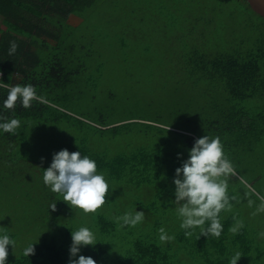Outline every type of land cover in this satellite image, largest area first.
I'll return each mask as SVG.
<instances>
[{
  "label": "trees",
  "instance_id": "obj_1",
  "mask_svg": "<svg viewBox=\"0 0 264 264\" xmlns=\"http://www.w3.org/2000/svg\"><path fill=\"white\" fill-rule=\"evenodd\" d=\"M96 1L0 0V83L9 86L31 84L37 95L46 100V103L33 101L27 109L19 102L12 110L1 109L8 89L0 87V117L20 121L15 134L0 129V162L9 155L21 158L20 144L38 132L55 131L66 125L68 130L65 131L69 134L79 133L84 136L75 152L94 160L97 173L104 175L111 187L120 183L126 191L137 189L155 193L159 198L168 195L163 200L166 208L164 215L166 212H177L173 200L175 184L168 183V180L175 178L176 168L182 167L186 159L181 155L178 158L177 153L169 152L167 146L159 142L153 145L148 141L143 142V139L134 142L135 134L139 138L146 135L147 139H150L149 134H153L156 138L162 126L145 122L135 110L128 109L129 102L134 98V78L128 72L131 63L128 57L121 65L119 88L105 94L100 120L85 126L81 123L83 118L77 117L80 121L77 124L70 117L72 115L57 104L80 100L85 92V79L92 80L87 76L88 72L93 68H106L107 60L100 65L98 42L95 39L86 42L82 36L74 37L73 33L80 25L73 26L68 22L70 16L82 17L85 10L93 7ZM181 2L186 6L192 4L189 0ZM239 2L246 5L242 10L244 17L249 19L248 9L264 20L245 0H206V3H200L198 18L194 16L190 23L196 24L200 20L205 25L212 23L213 19L206 17L204 6H237ZM222 15L223 12L217 13L220 18ZM253 28L255 38L236 36L225 51L219 49L213 52L203 48L201 42L204 37H199L198 47L182 54L181 61L179 59L176 64L183 75L184 100L175 104L168 116H177L178 120L191 123L193 132L181 134L188 152L195 140L205 135L209 138L219 137L224 154L238 147L244 136H264V30L260 24H253ZM192 31L194 29H190ZM12 41L16 42L18 48L14 55H9ZM122 48L128 49V43H123ZM54 69L60 71L61 79L58 81L51 78ZM48 77L50 83L44 84ZM117 100L121 102L120 110L114 102ZM151 106L149 104L148 109ZM3 122L5 120L0 119V123ZM152 128H155L154 132ZM130 138L132 141L126 142ZM69 140L71 142L67 144V150L71 153L77 142L75 137ZM46 158L45 162H52L53 156L48 154ZM45 169L40 171L42 180ZM161 178L167 182L162 187L155 186L152 181ZM170 201L174 207L169 206ZM145 209L148 210L147 206ZM148 212L151 216L150 210ZM96 223L102 235L117 236L112 232L118 227L115 222L98 218ZM70 233L63 238H45L34 244V255L27 257L22 253L12 258L8 255L7 264H69L72 257L67 238ZM9 238L12 239L11 236ZM186 238L189 241V237ZM116 250L110 251L105 245L96 243L95 246H86L79 251L74 259L83 255L92 257L96 264H168L159 239L149 241L139 238L121 251Z\"/></svg>",
  "mask_w": 264,
  "mask_h": 264
},
{
  "label": "rangeland",
  "instance_id": "obj_2",
  "mask_svg": "<svg viewBox=\"0 0 264 264\" xmlns=\"http://www.w3.org/2000/svg\"><path fill=\"white\" fill-rule=\"evenodd\" d=\"M181 1L97 0L93 7L85 10L82 17L70 16L68 22L71 25H80L73 36H82L86 42L95 39L100 49L98 53L100 65L106 60L107 62L105 69L93 68L88 72L87 76L92 80L85 79L83 83L85 92L80 100L57 103L59 108L72 115L70 117L77 124L80 123L77 117L83 118L84 121L81 123L85 126L87 123L100 120L105 94L111 89L119 88L121 65L128 57L131 62L128 72L133 74L134 78L132 88L134 98L129 102L128 109L135 110L141 120L162 126L161 131L156 133V138L153 134H149L151 140L147 139L146 135L139 138L135 134L134 142L138 143L142 139L143 142L148 141L150 145L159 142L158 144L166 145L169 152L180 154L187 160L189 152L185 149L181 134L193 132L191 123L178 120L177 116L173 118L168 116L175 104L184 100L183 75L176 64L182 54L198 47L199 37H204L203 41L201 39L203 48L213 52L219 49L225 51L229 49L236 36L248 35V38H255L253 24H260L264 30V20L248 9L249 19L244 17L242 10L246 5L239 2L237 6H204L207 10L206 17L212 18V23L205 25L200 20L196 24H191L193 17L199 14L200 3H206V0H189L192 4L188 6ZM219 12H223L221 18L217 16ZM50 28L55 29L53 26ZM190 29L194 31L190 32ZM123 43H128L129 48H122ZM38 54L40 55V51ZM60 76V71L56 69L52 71L53 80H60ZM50 81L48 77L44 84H49ZM114 102L118 104L120 110L121 102L119 100ZM149 104L152 106L148 109ZM65 130H68V127L63 125L59 130L38 132L20 144L21 158L9 155L0 162V237L8 235L15 241V247L10 245L8 250L11 258L20 256L30 244H38L50 237L63 238L69 231L74 232L82 226L88 227L95 234L96 242L105 245L110 251L115 249L121 251L139 238L149 241L159 239L161 227L165 228L166 233L170 230L168 235L174 236L173 240L177 241V231L170 224L169 216L164 217L166 208L163 200L168 195L159 198L155 193L150 194L137 189L130 188L126 191L120 183H115L114 187L109 184L106 203L95 214L85 215L82 210L74 212L62 200L61 195L53 193L44 184L40 174V171L43 172V169L52 163L45 162L46 156L48 154L53 156L60 150L68 149L67 144L71 142L69 140L71 137H75L77 142V146L71 150L75 152L84 138L82 134H69ZM154 131L155 128H152V132ZM252 135L244 136L239 146L225 156L234 165L239 176L244 177L256 193L264 196V136L250 137ZM130 141L132 138L126 142ZM173 181L174 178L168 180V183ZM152 182L155 186L162 187L167 180L161 178ZM246 192L248 189L237 177L229 178L227 194L232 204L229 212L238 215L234 226L241 220H247L249 223L260 220L263 225L264 213L253 215L260 203L257 195L249 193L246 196ZM249 200L254 202L251 206ZM172 201L169 202L170 207H174ZM53 203H56L55 211L50 208ZM146 206L151 216L145 209ZM135 211L145 213L142 223L135 227L118 226L117 230L112 231L117 235L115 237L101 234L96 219L106 218L110 222H115L116 217ZM178 219L176 217L173 220ZM67 239L71 245V233ZM85 247H81L80 251ZM177 249L180 250L179 247Z\"/></svg>",
  "mask_w": 264,
  "mask_h": 264
},
{
  "label": "clouds",
  "instance_id": "obj_3",
  "mask_svg": "<svg viewBox=\"0 0 264 264\" xmlns=\"http://www.w3.org/2000/svg\"><path fill=\"white\" fill-rule=\"evenodd\" d=\"M18 45L15 41L10 42L9 55H14ZM2 75V73H0ZM2 81V80H0ZM0 87L8 89L7 98L4 100V108L12 110L19 102L23 108H30L33 101L46 103L44 97L37 95L33 85L9 86L7 83H0ZM5 122L0 123V129L6 133L15 134L20 126L18 119L0 117ZM169 128L167 129V131ZM178 154V158H179ZM43 159V158H42ZM237 177L242 185L248 189L245 193L257 195L260 203L253 215L264 213V196L255 192L244 177L239 176L236 168L225 156L223 145L219 137L209 138L207 135L195 140L193 147L189 150V157L182 162V167L175 170V200L178 218L181 219L180 228L186 230L185 236L190 237L192 231L189 229H200V236L209 235L219 238L223 231L220 221L222 211H231L232 204L227 194L228 180ZM43 182L53 193L63 197L71 209L82 210L85 215L95 214L98 209L106 203L110 186L102 174L97 173L96 162L88 156H81L80 152H69L67 149L60 150L53 154L51 165L44 170ZM249 206L254 202L249 200ZM50 208L55 211L56 203ZM145 217L143 211L128 212L116 217L115 222L119 227H135L142 223ZM243 227L240 222L237 227L231 229L236 234L238 228ZM159 240L161 243L174 239L166 233L165 228L159 229ZM264 237V232L259 233ZM72 244L70 246L69 264H96L92 257L79 255L81 247L95 246L96 236L88 227H80L71 232ZM8 245L15 247V241L8 235L0 237V264H7ZM23 254L30 256L35 254L34 244L24 249ZM237 252L231 258L230 264H237L241 258Z\"/></svg>",
  "mask_w": 264,
  "mask_h": 264
},
{
  "label": "crops",
  "instance_id": "obj_4",
  "mask_svg": "<svg viewBox=\"0 0 264 264\" xmlns=\"http://www.w3.org/2000/svg\"><path fill=\"white\" fill-rule=\"evenodd\" d=\"M167 216L173 229L177 231V241L162 243L168 264H230L231 258L237 252L242 255L237 264H264V237L259 235L264 232V222L262 225L260 220L254 223L241 220L243 227L233 234L231 229L237 227L234 225L238 215L222 211L219 218L223 231L219 238L211 235L200 236V229L195 228L187 230L192 231L194 235L190 236L188 241L186 230L180 228L181 219L173 220L178 217L177 212H168L164 217ZM170 232L169 230L167 234Z\"/></svg>",
  "mask_w": 264,
  "mask_h": 264
},
{
  "label": "water",
  "instance_id": "obj_5",
  "mask_svg": "<svg viewBox=\"0 0 264 264\" xmlns=\"http://www.w3.org/2000/svg\"><path fill=\"white\" fill-rule=\"evenodd\" d=\"M249 7L262 18H264V0H245Z\"/></svg>",
  "mask_w": 264,
  "mask_h": 264
},
{
  "label": "built area",
  "instance_id": "obj_6",
  "mask_svg": "<svg viewBox=\"0 0 264 264\" xmlns=\"http://www.w3.org/2000/svg\"><path fill=\"white\" fill-rule=\"evenodd\" d=\"M1 76V75H0Z\"/></svg>",
  "mask_w": 264,
  "mask_h": 264
}]
</instances>
